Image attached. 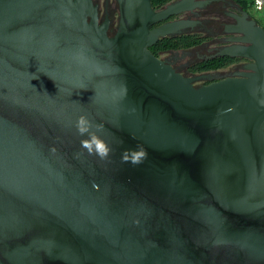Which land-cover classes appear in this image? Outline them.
Masks as SVG:
<instances>
[{"label":"water","instance_id":"obj_1","mask_svg":"<svg viewBox=\"0 0 264 264\" xmlns=\"http://www.w3.org/2000/svg\"><path fill=\"white\" fill-rule=\"evenodd\" d=\"M210 1L0 0V264H264V27L238 5L213 57L249 62L200 85L150 49Z\"/></svg>","mask_w":264,"mask_h":264},{"label":"flooded vegetation","instance_id":"obj_2","mask_svg":"<svg viewBox=\"0 0 264 264\" xmlns=\"http://www.w3.org/2000/svg\"><path fill=\"white\" fill-rule=\"evenodd\" d=\"M95 2L99 5L100 22L106 21V18L108 17L110 19V27L113 28L115 31L116 28L114 27V20L110 17L108 6H106V9L103 10L101 8L100 2L96 0ZM237 12L238 4H236V6H233L227 0H211L203 7H196L192 10L185 11L177 16H172L168 20L186 18L199 20L200 22L193 27L185 29L183 33L171 37L187 34H199L205 37V40L199 45L188 48L189 51H186L187 49L169 50L166 52H173L172 56H160L164 58L167 62L171 63L178 71H180L184 75L191 76L197 73H202L194 72L191 70V68L194 64L198 62L215 58L213 56L219 51L221 47L231 43L228 38L234 36L235 34L233 32H230V27L232 24H235L237 22V19L234 15ZM251 15L256 18L253 14ZM162 23L163 22L157 25H160ZM114 31H110V35H113ZM181 50L183 51L181 56L190 55L196 59L189 60L181 66L178 65V61L181 58L179 57L178 51ZM247 62H249V60L247 59L234 58L233 63H231L226 68H222L227 69L226 71L220 73H213L212 76L203 81V83H208L212 80H216L226 76H234L237 72L245 70L244 64Z\"/></svg>","mask_w":264,"mask_h":264},{"label":"clouds","instance_id":"obj_3","mask_svg":"<svg viewBox=\"0 0 264 264\" xmlns=\"http://www.w3.org/2000/svg\"><path fill=\"white\" fill-rule=\"evenodd\" d=\"M252 4L253 0H249ZM252 14L264 24V0H254V5L249 9ZM260 103L264 105V100ZM97 130L101 128V125L95 126ZM76 129L80 136H87L81 140V148L86 150L89 155H96L101 160H106L109 157L112 149L109 144L97 134V131L93 130V122L85 115H81L76 121ZM53 153L56 152L55 147L51 149ZM77 154V158L79 157ZM147 150L145 148L138 147L135 149H125L122 154V160L125 163L130 162L132 165H139L147 159Z\"/></svg>","mask_w":264,"mask_h":264},{"label":"trees","instance_id":"obj_4","mask_svg":"<svg viewBox=\"0 0 264 264\" xmlns=\"http://www.w3.org/2000/svg\"><path fill=\"white\" fill-rule=\"evenodd\" d=\"M171 1L172 0H152V4L155 9H160L161 7H163L164 5H166ZM232 1L240 5L243 9L247 10L249 13L251 12L249 9L250 7H252V4L249 3V0H232ZM204 40L205 37L199 34H187L176 37H165L160 39L153 46H151L150 49L155 55L160 56L161 53L169 50L188 49L194 47L202 43ZM233 62L234 59L231 57L218 56L194 64L191 70L194 72L218 70V69L226 68Z\"/></svg>","mask_w":264,"mask_h":264},{"label":"rangeland","instance_id":"obj_5","mask_svg":"<svg viewBox=\"0 0 264 264\" xmlns=\"http://www.w3.org/2000/svg\"><path fill=\"white\" fill-rule=\"evenodd\" d=\"M98 2H100L101 8L104 10L106 9V6H108L109 8V13H110V17L114 20V27L116 28L118 25V19H119V7H118V3L117 0H96ZM228 2H230L233 6H236V3L232 0H227ZM239 8V6H238ZM250 14H252V12H250ZM104 16V15H103ZM258 20V19H257ZM259 21V20H258ZM259 23L264 27V24H262L260 21ZM186 51H189V49H187ZM179 53V57H181L178 61V65H183L184 63L188 62L189 60H194L196 58H193V56L190 55H185V56H181L183 51H178ZM173 52H163L161 55L163 56H172ZM227 69H219V70H213V71H209L208 73L212 74L213 73H220V72H224ZM207 73V72H206ZM200 74V73H197ZM203 83V80L198 81L196 84L200 85Z\"/></svg>","mask_w":264,"mask_h":264},{"label":"built area","instance_id":"obj_6","mask_svg":"<svg viewBox=\"0 0 264 264\" xmlns=\"http://www.w3.org/2000/svg\"><path fill=\"white\" fill-rule=\"evenodd\" d=\"M254 5V0H253V3H252V6Z\"/></svg>","mask_w":264,"mask_h":264}]
</instances>
